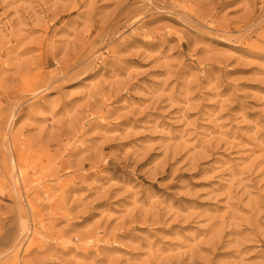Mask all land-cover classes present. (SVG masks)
I'll return each mask as SVG.
<instances>
[{"label": "rangeland", "instance_id": "374dc122", "mask_svg": "<svg viewBox=\"0 0 264 264\" xmlns=\"http://www.w3.org/2000/svg\"><path fill=\"white\" fill-rule=\"evenodd\" d=\"M0 264H264V0H0Z\"/></svg>", "mask_w": 264, "mask_h": 264}]
</instances>
